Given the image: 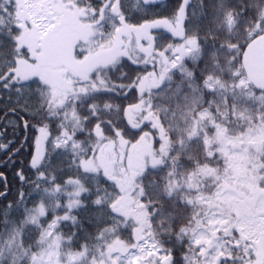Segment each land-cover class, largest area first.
Wrapping results in <instances>:
<instances>
[{
	"label": "snow or ice",
	"instance_id": "snow-or-ice-1",
	"mask_svg": "<svg viewBox=\"0 0 264 264\" xmlns=\"http://www.w3.org/2000/svg\"><path fill=\"white\" fill-rule=\"evenodd\" d=\"M74 3L83 38L52 56L41 0H0V93L14 105L0 139L9 115L37 133L21 189L0 208V264H179L159 239L177 217L154 201L193 210L175 233L189 243L185 264H264V164L250 209L232 203L233 158L264 161V72L252 64L264 55V0ZM27 139L0 142L8 162ZM80 212L97 232L77 246L78 231L62 228L81 229Z\"/></svg>",
	"mask_w": 264,
	"mask_h": 264
},
{
	"label": "trees",
	"instance_id": "trees-1",
	"mask_svg": "<svg viewBox=\"0 0 264 264\" xmlns=\"http://www.w3.org/2000/svg\"><path fill=\"white\" fill-rule=\"evenodd\" d=\"M169 5H174L177 0H166ZM192 3L195 4L196 0H192ZM210 3H214V0H210ZM71 5V6H69ZM50 7L53 9V13L56 15V20L50 25L49 27L45 28L42 31H38V35L49 51V54L52 56H57L62 53L65 49H70L71 44H73L77 39L83 38V34L85 31L86 21L82 17V10H78L74 0H50ZM196 11L195 8L192 9ZM211 11V9H209ZM167 15V13H164ZM210 19V18H209ZM209 21L205 20L203 23L207 24ZM204 33H202L203 35ZM220 39L225 40L226 37L223 34H220ZM8 49L6 48L5 51ZM226 54H221V62L225 59ZM177 79L179 77L177 76ZM36 85L33 84L32 87ZM3 96V99H0V114L5 111L9 110L14 105L10 103L7 94L0 93ZM14 99V97H13ZM20 114L22 119H29L27 116H24L22 113ZM11 116V115H10ZM31 123H35V121H30ZM16 120L14 122H9L10 126L8 127V131L6 135L2 138L3 141L6 143L8 139H14L15 144L14 148H17L19 144V140L24 136L27 135V143L23 146L22 150L15 156V163L0 166V172H3L7 178V186L9 189V194L6 199L0 200V208L4 205L12 202L16 198L17 190L21 189V184L17 179L16 172L20 168H26L28 161L30 159V152L32 151L33 147V137L37 135V133L32 129L29 128L27 132L24 131L23 127H15ZM51 126L53 128V132L55 133V127L57 121H51ZM4 127V125H3ZM2 127V130H3ZM79 139H84V136H79ZM18 141V142H17ZM158 146V145H157ZM13 149V148H12ZM7 152L1 153V158L5 157ZM256 164L257 167L261 164H264V161H261L259 157L256 155ZM210 166L213 167H222V162L220 164H211ZM26 175H32L33 178L35 177V173L26 172ZM69 175H73V173H67L63 179H67ZM163 175V170H161L154 178L159 179V176ZM251 177L253 176V171L251 172ZM59 182V181H58ZM254 184V183H253ZM3 182L0 181V188H2ZM254 187L257 189V186L254 184ZM240 189V188H239ZM25 191H30V189H24ZM234 192V191H233ZM154 195V194H153ZM85 198H87V194H84ZM156 203H164L165 208L168 212L173 213L177 219L172 224V235H163L160 236L159 239L164 241V247L170 248L173 250L172 255L173 257L179 262V264H185L182 257L184 255L190 254V247L188 240H184L183 243H178L175 239V233L178 230L185 226L188 223L189 218L192 215V209L186 208L182 205L176 207L175 209L167 202V201H154ZM31 206V205H30ZM13 215H17L18 213L13 210ZM63 214L62 212L60 213ZM79 216L82 217V228L77 230V228L73 227L70 223H66L65 226L62 228L63 234L65 236L69 235L71 232L78 231V239L75 242L78 246L79 244H83L85 242V237L89 234L95 235L97 232V224L94 220L89 217L87 212H80L78 213ZM154 221V226H155ZM124 236H127V231L124 233ZM234 254L240 255L242 254V249H238L235 251ZM261 257H264V249L260 252Z\"/></svg>",
	"mask_w": 264,
	"mask_h": 264
},
{
	"label": "rangeland",
	"instance_id": "rangeland-1",
	"mask_svg": "<svg viewBox=\"0 0 264 264\" xmlns=\"http://www.w3.org/2000/svg\"><path fill=\"white\" fill-rule=\"evenodd\" d=\"M41 3L43 5V9L40 11V15L46 16L47 19L43 21H40L39 19L37 20L38 23H41L40 31L52 25V23L56 20V15L50 7V0H41ZM233 160L236 166V175L238 176V180L232 186L234 190V192H232V196L235 197V199L232 200V203L234 207L242 211L248 210L254 203V196L257 192V189L254 187L252 182V177L249 175L253 169L257 167L256 155L254 153L244 156L237 155L233 158ZM263 249L264 247H261L259 252H262Z\"/></svg>",
	"mask_w": 264,
	"mask_h": 264
},
{
	"label": "flooded vegetation",
	"instance_id": "flooded-vegetation-1",
	"mask_svg": "<svg viewBox=\"0 0 264 264\" xmlns=\"http://www.w3.org/2000/svg\"><path fill=\"white\" fill-rule=\"evenodd\" d=\"M10 110V109H9ZM9 110H5V111H3L1 114H0V120H4L5 119V116H4V113H6V112H8ZM18 116L21 118V116H20V114H18ZM7 120H8V122H14L15 121V119L12 117V116H8L7 117ZM2 127H3V124H0V131H2ZM25 135L26 134H24V136L21 138V140H19V144H18V146L17 147H20V142L23 140V138L25 137ZM1 141H3L2 139H0V142ZM15 141V140H14ZM18 142V141H17ZM16 142H14L11 146H10V148H11V150H14L15 148H14V144H15ZM26 144H24V146H25ZM13 148V149H12ZM3 151H0V158H1V153H2ZM8 155H9V152H7V154L5 155V157L4 158H2V160L0 161V164L2 163V162H4L5 161V165H9V164H13V163H11V162H8V159H7V157H8ZM16 156V155H15ZM15 156H13L12 157V159L14 160L15 159ZM0 190H4L3 188H0Z\"/></svg>",
	"mask_w": 264,
	"mask_h": 264
},
{
	"label": "water",
	"instance_id": "water-1",
	"mask_svg": "<svg viewBox=\"0 0 264 264\" xmlns=\"http://www.w3.org/2000/svg\"><path fill=\"white\" fill-rule=\"evenodd\" d=\"M252 64L256 71L264 72V55L257 56V58L253 60ZM4 164L5 162H3L1 165H4Z\"/></svg>",
	"mask_w": 264,
	"mask_h": 264
}]
</instances>
